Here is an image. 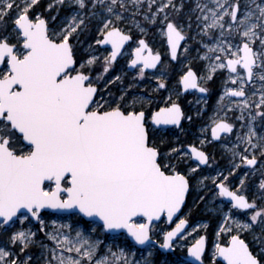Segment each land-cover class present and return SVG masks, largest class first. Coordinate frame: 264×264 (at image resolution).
<instances>
[{
    "label": "snow or ice",
    "instance_id": "snow-or-ice-1",
    "mask_svg": "<svg viewBox=\"0 0 264 264\" xmlns=\"http://www.w3.org/2000/svg\"><path fill=\"white\" fill-rule=\"evenodd\" d=\"M144 2L67 0L69 6L78 5V10L55 30L42 15H30L39 0L19 3L0 0V29L6 31L5 18L15 11L12 30L16 33L15 43L8 35H0V228L16 221L23 224L30 216L43 230L46 225L42 210H71L73 215L92 218L91 223L106 232L115 234L125 230L136 245H148L151 249L153 221L163 215L171 221L181 209L189 191V179L169 157L175 154L178 161L194 157L198 163L196 168L189 169L191 172L209 162L208 154L194 145L188 146L190 151L181 146L161 152L163 140L157 143L156 126H179L185 118L181 106L171 102L146 116L142 99L134 97L126 101L124 95L114 102L105 100L103 95L97 99L99 90L94 80L99 82L102 74L93 78L91 69L99 57L90 54L87 59H78L73 43L87 27V21L99 17L103 24L99 29L102 38L96 44L110 45L112 49L103 58V72H108L125 42L131 39L116 22L124 20V14L133 6L131 22L141 32L145 29L140 27L136 15H143L145 21L154 24L163 14L161 30L175 59L186 35L184 26L170 18L166 10L171 8L179 13L184 7L183 0L179 6L174 0H147V9L141 12ZM53 3L64 5L66 0H53ZM53 3L48 5L49 9ZM192 11L199 12L196 20L201 33L212 37L214 30H219L215 43L204 45L208 53H219L215 55L216 62L209 66L210 72L228 69V80L238 83V87H226L220 98L221 101L225 97L240 98L230 101V105L239 109L237 120L247 121L240 125L247 131L242 135L237 133L238 143L228 149L232 155L231 167L233 171L242 165L255 170L259 163L264 175V132L258 133L256 124L257 120L264 124V3L244 0L242 7L241 0H207L206 3L195 0ZM188 19L191 21V16ZM236 38L238 43L233 42ZM257 41L258 49L253 47ZM160 59V54H154L141 39L130 63L133 66L142 63L140 75L143 76L144 69L156 68ZM205 59L210 57L206 55ZM207 78L211 79V75ZM257 78L261 82L258 98L256 91L249 95L245 89L247 82ZM181 82L185 90L208 91L198 84L197 74L191 68L181 77ZM159 87H165L163 81ZM235 127L226 118L214 119L211 136L219 138L222 133H232ZM205 142L200 141L201 145ZM241 145L247 147L240 151ZM224 180L227 176L217 185L218 195L230 198L233 208L251 213L250 222H241L231 212L226 213L224 224L231 221L238 233L252 231L256 226L264 232V205H258L255 197L250 201L246 195L238 194ZM46 181L49 187H45ZM244 183L242 178L240 184ZM259 189L264 190V179ZM260 199L264 200V193ZM137 218L143 222H137ZM51 223L57 225L56 220ZM186 224V220L180 219L175 228L164 233L159 247L173 250L174 237ZM231 226H222L221 230L231 232ZM91 231L95 232L96 228ZM45 235L55 242V247L48 248L34 240L36 232L31 228L12 232L8 243L19 245V252L0 246V264H29L31 255L21 259L20 254L34 243L50 253L51 259H46L45 264H152L150 250L142 260H135L132 258L135 252L119 246L117 251H112L111 244L107 245L105 254L96 258L103 241L92 239L81 228L74 230L70 224H59ZM253 239L260 242L264 253V236L254 235ZM204 251L205 237L200 236L187 248V255L201 261ZM214 255L222 257L226 264H264L239 234L231 235L227 244L217 243ZM165 264L191 262L181 256Z\"/></svg>",
    "mask_w": 264,
    "mask_h": 264
},
{
    "label": "rangeland",
    "instance_id": "rangeland-1",
    "mask_svg": "<svg viewBox=\"0 0 264 264\" xmlns=\"http://www.w3.org/2000/svg\"><path fill=\"white\" fill-rule=\"evenodd\" d=\"M19 2L20 0H17V3ZM174 2L179 6L181 0H174ZM201 2L206 3L207 0H201ZM257 2L264 3V0H257ZM50 3H53V0H39V3L30 10V15H42L43 18L48 20L51 29L59 30L60 27L67 23V18L78 10V5L72 4L69 6L67 0L64 5L53 3L51 9L48 8ZM183 3L184 7L179 13L173 12L171 8L166 10L170 14V18H174L184 26L186 35V39L176 60L172 59L167 37L164 31L161 30L164 27L161 23L163 14L158 17L157 22L154 24L145 21L143 15H136L135 19L140 23V27L145 29L144 32H141L131 22L132 12L135 11L133 6H130V11L124 14V20L116 22V26L131 35L133 39L126 46L127 48L121 54L118 63L110 67L108 72H103V58L108 56L112 49L96 44V40L102 38L99 29L103 24L99 17L90 18L87 21V27L83 31H80L78 39L73 41L76 54L82 57L80 60L87 59L90 54L99 57L91 69L93 78L102 74L99 82L94 80L99 87L97 99L100 95H103L105 100L113 102L118 101L122 95L125 96L126 101H131L134 97L142 99L145 102L144 109L146 116L160 107L168 106L171 102L179 103L182 109H184L185 118L182 119L183 123L180 127L159 128L156 126L157 131L155 133L158 144L163 140V143L160 144L161 152L167 153L171 148L181 146L184 147L185 151H190L188 150V146L194 145L205 151L209 156V163L205 166L201 164L195 172L189 171V169L196 168L198 163L193 157H185L179 161L176 159L175 154L169 157L172 163L177 165V170L188 177L190 184L188 199L180 217L170 224H168L166 218L152 224L151 236L159 244H153L152 248L149 249L148 246L144 248L138 247L124 232L117 234L106 232L97 225L92 224L91 221L83 219L81 215L42 211L41 215L46 225L43 230H40L39 222L29 216V220L23 224L16 221L11 226L0 228V246L18 253L19 245H10L8 237L18 229L31 228L36 232L34 240L42 242L48 248H52L55 247V242L49 239L45 233L51 232L59 224H70L74 230L81 228L92 239L103 241L98 249L96 258L105 254L107 245L111 244L112 251H117V246H119L125 248L127 251L135 252V256L132 257L135 260H142L150 250L153 253L149 258L152 264H165L166 261L171 262L177 257H187V248L199 239L203 233H206L207 237H209L208 249L204 255L206 264H224L217 258L218 256L214 255L215 245L217 243L222 245L227 244L230 241L231 235L236 234H239L242 239L247 241L254 255H258V258L264 260V253H262L260 242L253 239L254 235L264 236V232L261 231L260 226H256L252 231H241L238 233L235 227L231 226V221L227 225L224 224V216L229 212H231L232 217L236 220L250 222L248 219L251 214L250 211L235 209L232 207V202L218 195L219 189L217 185L227 176V180H224V183L232 190L238 191V194L246 195L250 201L255 197L258 205H264V200L260 199L264 190L259 189L260 181L264 179L261 165L258 163L255 166V170L242 165L239 169L233 171L231 167L233 161L231 152L228 149L233 144L238 143L236 140L237 133L242 135L243 132L247 131L246 127L240 128L241 123L246 124L247 121L237 120L236 117L240 114L239 109L232 108L230 105V101L240 98L225 97L223 101L220 98L224 95L226 87H238V83H229L228 69H218L215 73L210 72L209 66L216 62L215 55L219 53H208L204 45L214 44V37L218 35L219 30H214L212 37L201 33L200 28L197 27L198 21L196 20L199 12L192 11L195 7V0H183ZM243 4L244 0H241L242 7ZM146 9L147 0L143 4L141 12L146 11ZM155 9L156 5H153L152 11L155 12ZM97 11L100 10L97 9ZM14 15L15 11L5 18L6 31L0 29V35H8L10 41L13 43L16 42V33L12 30ZM102 15L105 14L102 13ZM189 16H191V21L188 19ZM52 17L56 19L53 20ZM189 23L191 27H188ZM228 38L232 39V37ZM141 39L146 41L154 54L158 52L163 56V61L158 68L152 71H144L143 76L140 75L141 66L136 69L129 68L130 62L134 58L133 53L139 47V40ZM233 42L238 43L239 39L236 38ZM89 45H91V48H89ZM258 46L259 41L253 45L256 49H258ZM185 48H187V51H185ZM206 55L210 59H205ZM189 68L195 70L198 76V84L201 87L207 88V92L201 93L199 89L194 91V93H190L189 91L183 92L181 77ZM238 70L242 71L239 66ZM256 71H259V69H256ZM209 75H211V79L207 78ZM117 77L119 79H116ZM161 81L165 84L163 88L159 87ZM260 83L258 78L247 82L245 86L246 92L249 95H251L252 91L257 92ZM258 95L259 92H257V98ZM140 106V104H137L136 107L140 108ZM187 117H191L192 119L189 120ZM218 118H226L228 122L236 125L232 133L223 134L219 141L214 140L211 136L212 121ZM256 124L257 132H264V124L259 120H257ZM149 127L152 128L153 125L149 124ZM202 129L205 131H201ZM201 140H205L206 142L201 145ZM244 147L247 146L241 145L240 151H243ZM235 162H239L238 157ZM229 172H232V175H229ZM242 178L245 181L244 185L240 184ZM49 186V183L45 185V187ZM51 186L54 187V185ZM184 218L190 221V228L174 242V249L171 252H164L159 247L163 243L164 233L170 231L180 219ZM53 220L57 221V225L51 223ZM137 222H143V219L138 218ZM222 226H231V232L222 231ZM93 227L96 228L95 232L91 231ZM62 231L67 232L66 229H62ZM74 234V232L71 233L73 236ZM24 255H31L32 259L29 261V264H45L46 259H51V255L47 249L41 248L38 243L32 244L24 254H20V258L23 259ZM191 264L195 263L191 262Z\"/></svg>",
    "mask_w": 264,
    "mask_h": 264
},
{
    "label": "water",
    "instance_id": "water-1",
    "mask_svg": "<svg viewBox=\"0 0 264 264\" xmlns=\"http://www.w3.org/2000/svg\"><path fill=\"white\" fill-rule=\"evenodd\" d=\"M127 34V33H126ZM129 35V34H128ZM131 36V35H130ZM133 39V37L131 36V39L129 40V41H127V42H125V44H124V46H123V48L121 49V53L117 56V59L115 60V62L116 61H118L119 60V57L121 56V54L124 52V50L127 48L126 46L130 43V41ZM184 43V41H181V44H180V47L178 48V51H177V54L179 53V51H180V49H181V47H182V44ZM169 45V44H168ZM102 47H107V48H111V46L110 45H101ZM169 47H170V45H169ZM170 53H171V48H170ZM135 56V51H134V53H133V57ZM178 56V55H177ZM160 57H161V59H160V61L159 62H157V66L161 63V61H162V56L160 55ZM140 65H142V63L141 64H137L136 66H133V65H131L130 64V66H129V68H132V69H135L137 66H140ZM157 66H156V68H157ZM0 67H2V66H0ZM156 68H147V69H145V70H153V69H156ZM193 70V69H192ZM194 71V70H193ZM92 75V74H91ZM198 77V76H197ZM96 87L98 88V90H99V87L96 85ZM182 88H183V85H182ZM198 89V88H197ZM197 89H187V90H185L184 88H183V91H184V93H186L187 91H191V92H193V91H195V90H197ZM98 93H99V91H98ZM177 103V102H176ZM179 104V103H178ZM180 105V104H179ZM181 106V105H180ZM181 109H182V107H181ZM183 110V112H184V109H182ZM182 122H183V120H181V123H180V125L179 126H181V124H182ZM157 127H159V128H166V127H177V125H164V126H157ZM223 134H225V133H222L221 134V136L223 135ZM220 136V137H221ZM220 137L219 138H214L215 140H217V141H219L220 140ZM189 148V147H188ZM189 150H190V148H189ZM193 159L195 160V158L193 157ZM202 165H207V164H202ZM48 182L46 181L45 182V185L47 184ZM189 190H190V184H189ZM188 193H189V191H188ZM188 193L186 194V196H185V202H184V204L181 206V209L173 216V218H172V220L171 221H168V219H167V217H166V215H163V216H161L159 219H157V220H154L153 221V223L154 222H159L160 220H162L163 218H166L167 219V222H168V224H170V223H173L174 221H176L179 217H180V215H181V213H182V211H183V209H184V207H185V204H186V202H187V199H188ZM227 201H229V202H231V199L230 198H228V197H224ZM42 211H48V212H55V213H68V214H70V213H72V211L71 210H69L68 212H57L56 210H52V209H46V210H42ZM82 217V216H81ZM83 219H85V220H87V221H91L92 220V218H87V217H82ZM138 219V218H137ZM184 220H186L187 221V224L182 228V230H181V232L180 233H178L177 234V237H174V242L178 239V237H180V236H182V234L183 233H185L190 227V221L187 219V218H184ZM152 223V224H153ZM175 226L176 225H174L173 227H172V229L173 228H175ZM171 229V230H172ZM170 230V231H171ZM122 232H124V233H126L127 234V232L125 231V230H119V232L118 233H122ZM115 234H117V233H115ZM127 236L129 237V239L130 240H132V238L127 234ZM202 236H204L205 237V251H204V253H203V256H202V259H201V261H195L194 260V258H192V257H190V256H187V259H189L192 263H195V264H206V261H205V259H204V255H205V253L207 252V247H208V241H209V237H207V234L206 233H203V235ZM152 237V236H151ZM132 241H134V240H132ZM152 241L154 242L153 244H159L155 239H153L152 238ZM135 242V241H134ZM246 243H247V241H245ZM195 243V242H194ZM138 247H141V248H144V247H146V246H148V245H137ZM249 248H250V250H251V247L249 246ZM161 250H163L164 252H171L172 250H167V249H162V248H160ZM252 251V250H251ZM219 260H221L224 264H226V262L223 260V258L222 257H217Z\"/></svg>",
    "mask_w": 264,
    "mask_h": 264
},
{
    "label": "flooded vegetation",
    "instance_id": "flooded-vegetation-1",
    "mask_svg": "<svg viewBox=\"0 0 264 264\" xmlns=\"http://www.w3.org/2000/svg\"><path fill=\"white\" fill-rule=\"evenodd\" d=\"M145 55H147V54L145 53ZM177 55H178V54H177ZM162 57H163V56H162ZM176 58H177V57H176ZM176 58H175V59L172 58V59H173V60H176ZM119 59H120V57H119ZM118 61H119V60H118ZM118 61H116V62L114 61V62L112 63V65H111V67H112L115 63H118ZM162 61H163V58H162ZM162 61H161V62H162ZM159 65H160V64H159ZM159 65H158V66H159ZM140 66H141V68H142L143 65H140ZM140 66H137V67H140ZM158 66H157V68H158ZM137 67H136V68H137ZM136 68H135V69H136ZM157 68H156V69H157ZM109 69H110V68H109ZM153 70H155V69H153ZM193 70H194V69H193ZM144 71H152V70H145V69H144ZM194 71H195V70H194ZM195 91H196V90H195ZM183 92H184V91H183ZM187 92H188V91H187ZM189 92H190V93H194V91H193V92L189 91ZM182 123H183V122H182ZM181 125H182V124H181ZM178 127H180V126H178ZM213 139H214V138H213ZM214 140H215V139H214ZM188 150H189V148H188ZM195 161H196V160H195ZM208 163H209V162H208Z\"/></svg>",
    "mask_w": 264,
    "mask_h": 264
},
{
    "label": "bare ground",
    "instance_id": "bare-ground-1",
    "mask_svg": "<svg viewBox=\"0 0 264 264\" xmlns=\"http://www.w3.org/2000/svg\"><path fill=\"white\" fill-rule=\"evenodd\" d=\"M217 30H218V29H217ZM228 39H229V38H228ZM217 70H218V69H217ZM229 83H231V84H232V82H231V81H229ZM259 88H260V87H258V90H257V92H259ZM73 232H74V231H73ZM73 232H72V233H73ZM66 254H67V253H66Z\"/></svg>",
    "mask_w": 264,
    "mask_h": 264
},
{
    "label": "trees",
    "instance_id": "trees-1",
    "mask_svg": "<svg viewBox=\"0 0 264 264\" xmlns=\"http://www.w3.org/2000/svg\"><path fill=\"white\" fill-rule=\"evenodd\" d=\"M77 58H78V59H81L82 57H81L80 55H77Z\"/></svg>",
    "mask_w": 264,
    "mask_h": 264
}]
</instances>
